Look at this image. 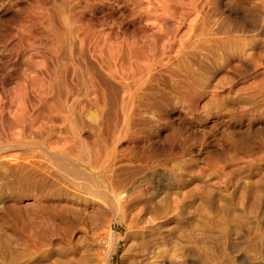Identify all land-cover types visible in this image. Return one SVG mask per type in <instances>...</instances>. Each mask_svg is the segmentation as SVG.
<instances>
[{
	"label": "rangeland",
	"instance_id": "obj_1",
	"mask_svg": "<svg viewBox=\"0 0 264 264\" xmlns=\"http://www.w3.org/2000/svg\"><path fill=\"white\" fill-rule=\"evenodd\" d=\"M61 1L0 0V54L30 6L39 14ZM206 2L198 18L210 28L218 21L226 26L230 46L207 62L198 59L199 52L185 51L197 74L192 88L179 80L185 73L179 72L178 54L184 49L176 44L162 81L133 87L126 122H118L122 132L109 139L123 159L118 174L125 182L126 223L106 208L97 211L96 200L86 195L83 205L70 203L69 187L32 193L26 189L33 185L0 183V264H99L114 231L121 236L113 264H122L125 249L146 235L139 230L154 226L155 233H147L154 246L179 261L264 264V0L258 4L260 23L249 14L254 0ZM110 5L101 0V6ZM133 18L126 9L104 23L94 21L125 28L134 39L140 28ZM190 35L188 24L178 32L183 42ZM208 40L198 37L195 45ZM171 79L179 84L174 87ZM153 95L165 117L148 105Z\"/></svg>",
	"mask_w": 264,
	"mask_h": 264
},
{
	"label": "bare ground",
	"instance_id": "obj_2",
	"mask_svg": "<svg viewBox=\"0 0 264 264\" xmlns=\"http://www.w3.org/2000/svg\"><path fill=\"white\" fill-rule=\"evenodd\" d=\"M106 1L110 8L101 6V0H62L39 14L30 6L15 38L0 54V183L33 185L35 189H26L32 193L69 187L70 203L83 205L81 196L86 195L96 200L97 211L106 208L126 223L125 182L118 174L123 159L109 139L122 132L118 122H126L133 87L162 81L163 70L171 67L165 60L178 44L184 49L178 54L179 72L185 73L179 80L194 88L197 74L185 51H197L198 59L207 62L213 55L219 58L231 40L219 21L210 28V22L198 18L207 0ZM254 1L249 14L260 23L259 0ZM126 9L140 28L134 39L125 28L98 27L94 21L104 23L116 10ZM192 12L197 16L188 22ZM187 24L191 39L183 42L178 32ZM207 36L204 45H195L198 37ZM9 81L11 89L4 87ZM170 83L179 84L172 79ZM147 102L159 117L166 116L154 95ZM157 229L139 230L146 235L134 239L133 249H125L122 264H193L157 250L148 237ZM113 235V245L99 264H113L121 234Z\"/></svg>",
	"mask_w": 264,
	"mask_h": 264
},
{
	"label": "clouds",
	"instance_id": "obj_3",
	"mask_svg": "<svg viewBox=\"0 0 264 264\" xmlns=\"http://www.w3.org/2000/svg\"><path fill=\"white\" fill-rule=\"evenodd\" d=\"M61 19H62V20L64 19V16H63V15L61 16ZM65 26L67 27V24H65Z\"/></svg>",
	"mask_w": 264,
	"mask_h": 264
}]
</instances>
